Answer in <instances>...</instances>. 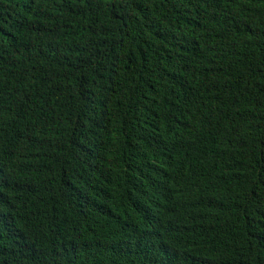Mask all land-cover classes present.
Instances as JSON below:
<instances>
[{
    "label": "trees",
    "instance_id": "obj_1",
    "mask_svg": "<svg viewBox=\"0 0 264 264\" xmlns=\"http://www.w3.org/2000/svg\"><path fill=\"white\" fill-rule=\"evenodd\" d=\"M0 264H264V0H0Z\"/></svg>",
    "mask_w": 264,
    "mask_h": 264
}]
</instances>
